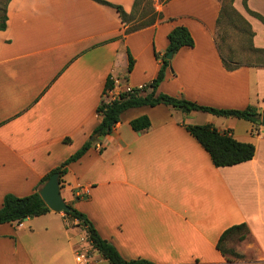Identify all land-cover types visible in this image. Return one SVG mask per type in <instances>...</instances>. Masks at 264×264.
<instances>
[{"label": "crops", "instance_id": "0c3cea01", "mask_svg": "<svg viewBox=\"0 0 264 264\" xmlns=\"http://www.w3.org/2000/svg\"><path fill=\"white\" fill-rule=\"evenodd\" d=\"M130 13L134 0H105ZM163 18L128 34L118 11L97 0H10L0 30V207L7 193L25 196L74 153L99 123L108 76L131 87L156 77L167 34L186 26L194 39L170 59L157 91L201 105L264 110V68L227 70L214 42L219 0H168ZM235 8L264 47V23ZM264 17V0H247ZM127 49L134 64L127 75ZM146 115L150 127L130 121ZM213 124L255 145L252 159L216 167L185 129ZM244 131V132H243ZM65 202L84 213L125 260L152 264H257L264 261V127L165 104L123 111L60 180ZM246 222L262 253L228 261L217 249L227 227ZM77 223V222H74ZM77 232L63 213L0 223V264H110L76 261ZM241 250L240 252H243Z\"/></svg>", "mask_w": 264, "mask_h": 264}, {"label": "trees", "instance_id": "16d2710c", "mask_svg": "<svg viewBox=\"0 0 264 264\" xmlns=\"http://www.w3.org/2000/svg\"><path fill=\"white\" fill-rule=\"evenodd\" d=\"M3 1L2 13L0 14V30L6 27V7L10 0ZM97 1L111 5L118 11L121 21L126 26L124 34L152 25L157 20L163 18L162 13L156 11L153 6L149 9L144 8L153 0H134L130 13H126L121 5L111 4L105 0ZM167 1L168 0H164L162 4ZM219 2L220 9L216 19V30L213 38L224 67L227 70H233L241 66L264 68V47H256L253 44L255 32L249 21L235 8L234 0H219ZM142 3H145V5L140 9ZM242 6L247 14L264 23V17L247 6V0H242ZM138 13L139 19L142 20L137 24L130 25ZM148 13L150 16L145 18ZM230 30L238 34V40L243 45L236 47L229 43L225 44L230 37ZM167 39L168 45L164 55L159 57V55L154 52L157 58H161V63L156 77L148 83L143 84L139 88H133L132 91L120 92L118 97L113 100H105L104 96H106L107 92L114 86L112 76L107 77L103 88V97L96 109L97 115L99 116L98 125L80 148L41 178V184L45 183L54 172L60 174L61 180L62 176L67 172V166L71 162L78 160L91 146H95L98 137L109 134L113 130L115 124L119 122L123 111L131 107L165 104L181 110L182 112L203 111L216 116L234 117L260 124L261 112L253 105H248L242 109L217 108L201 105L184 97L173 96L157 91L159 84L165 77V69L170 65V60L166 58V54L169 51L175 54L183 46L192 47L194 45L193 36L184 25L173 27L167 34ZM242 53H245V55ZM127 57L128 64L126 73L128 75L134 64V59L128 49ZM150 124V119L146 115L136 117L130 121L131 128L137 132L148 129ZM185 129L201 144L205 151H207L212 163L216 167L231 166L245 162L252 159L255 154V145L253 143L237 140L232 136L230 130H218L213 124H190L185 125ZM93 135H95V138L91 140L90 138ZM49 211L50 209L44 203L37 190L25 196H16L7 193L4 195L0 207V223L19 222L26 218L43 215ZM64 213L77 219L78 224L85 229L93 249L110 264H152L143 259H123L117 249L100 236L87 216L76 208L71 206V210ZM231 237H235L238 241L250 239L252 234L248 224L246 222H241L227 227L223 230L217 241V249L226 260L237 261L244 259L245 256L243 254L234 249H227L224 246L226 240ZM257 264H264V261L258 262Z\"/></svg>", "mask_w": 264, "mask_h": 264}, {"label": "rangeland", "instance_id": "374dc122", "mask_svg": "<svg viewBox=\"0 0 264 264\" xmlns=\"http://www.w3.org/2000/svg\"><path fill=\"white\" fill-rule=\"evenodd\" d=\"M158 1L159 3H163L164 0H153L152 2H150L147 7H144L145 3H142L140 6V9H142V7H144L145 9H149L151 6H153L155 8L156 11H160V9H158L155 5V2ZM3 0H0V14L2 13V8H3ZM242 14V13H241ZM139 13L136 15L135 19H133V21L130 23V25L132 24H137L139 23L140 20L139 19ZM150 16V14L148 13L147 16L145 18H148ZM158 21V20H157ZM156 21V22H157ZM230 37L227 39L226 43L231 44L232 46H241L243 45L239 40H238V34L235 33L234 31L230 30ZM245 55V53H242ZM104 99L106 100V96H104ZM244 132V131H243ZM63 218L65 219V225L67 227L73 228L74 231L77 232V236L79 239V246L77 248L78 252H85L87 257H89V259H91L92 261H99L102 256L93 249V247L91 246V243L89 241L88 235L85 231V229L78 224L77 219L72 218L70 215L65 214L63 211ZM77 222V223H74ZM224 246L227 249H234L235 251L243 254L245 256L244 259H241L242 261H250L253 259H258L261 258L262 253L259 250V248L255 245V242L252 240V238L250 239H246L243 241H238L235 237H231L228 240H226V242L224 243ZM241 250H244L243 252H240Z\"/></svg>", "mask_w": 264, "mask_h": 264}, {"label": "water", "instance_id": "95a60500", "mask_svg": "<svg viewBox=\"0 0 264 264\" xmlns=\"http://www.w3.org/2000/svg\"><path fill=\"white\" fill-rule=\"evenodd\" d=\"M172 55V51H169L166 54V58L170 60ZM260 124L264 127V110L261 112ZM94 138L95 135L90 139L94 140ZM38 193L50 210L54 212H69L71 210V206L66 203L62 197L60 174L58 172H54L50 175L47 181L38 189Z\"/></svg>", "mask_w": 264, "mask_h": 264}, {"label": "built area", "instance_id": "2783aa9c", "mask_svg": "<svg viewBox=\"0 0 264 264\" xmlns=\"http://www.w3.org/2000/svg\"><path fill=\"white\" fill-rule=\"evenodd\" d=\"M113 78V77H112ZM114 86L111 90L107 92L106 100H113L114 98H117L120 92L123 91H132L133 88H139L141 86L137 87H131L127 85L125 82H120L113 78ZM76 261L86 263L89 260V257H87L85 252H78L76 251L75 254Z\"/></svg>", "mask_w": 264, "mask_h": 264}]
</instances>
